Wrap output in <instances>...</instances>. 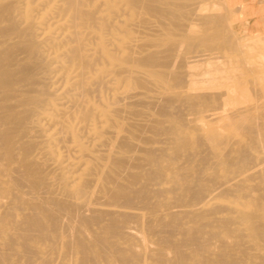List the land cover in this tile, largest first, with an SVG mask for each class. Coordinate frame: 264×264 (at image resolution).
<instances>
[{
  "label": "bare ground",
  "instance_id": "1",
  "mask_svg": "<svg viewBox=\"0 0 264 264\" xmlns=\"http://www.w3.org/2000/svg\"><path fill=\"white\" fill-rule=\"evenodd\" d=\"M213 7L215 5L210 4L209 0H0V264H12L16 261L14 259L17 258L14 257L17 255L13 256L15 251L10 254L7 250L13 251V245L20 242L22 247L17 246L23 249L24 254L37 250V247L31 246L32 242L43 246L50 243V251H43L41 248L42 251H56V258H59L61 264H245L232 252L233 245L229 246L226 241L227 234H231L227 226L220 225L225 234L219 235H224V238L216 239L218 235L214 229L219 228L217 222L220 224L221 220H217V215L213 219L208 218L216 207L210 208L211 213L201 205L206 198L208 201L222 194L216 195V191V194L211 193V184L214 183L207 184L210 179L200 180L207 186L211 185L210 191L198 180L194 181L195 177L188 180L191 176H187L188 172L184 171L183 162L179 163L180 160H185L189 144L185 140L186 128L183 130L181 123L188 124L186 121L190 118H186L187 114L184 116V104L180 106L178 103L180 110L184 108L181 110L183 115L174 112L177 114L174 117L171 111L174 104L172 100L178 102L181 98L183 102H189L188 105L192 108L196 107L204 112V118L217 122L226 121L222 130H229L230 135L223 134L222 130L208 135L207 143L212 147L216 144H223L226 149L227 146L233 147L228 141L235 137L233 143L240 152L241 146L245 145L244 142L242 144V138L247 141L256 139L260 127L256 126V133L255 126L248 122L250 114L247 109V99L251 96L248 93L252 88L249 86L258 83L254 81L256 79L252 78L254 83L251 81L248 86V80L238 82L244 77L241 75L244 72L238 68L240 65L235 66L237 62H232L235 63L232 64L235 70H239L236 72L238 74L233 73L232 67H228L232 72L224 69L222 66L229 56L219 57L221 60L212 57L213 53L209 54L206 50L211 46L204 49L207 54H203V51L195 52L196 46L191 48L188 43V48L193 50L184 53L188 49L185 42L194 39V36H200L198 39L204 44L198 45L196 49L205 47L208 43L209 39L203 38V34L199 32L203 31L201 26L213 27L215 33H206L212 36L204 37L217 40L215 36L219 29L217 27L216 31V21L211 16L215 13L214 10L211 11ZM140 15L148 18L138 21ZM213 16L218 17L216 14ZM142 19H148L144 20L145 25L142 24L143 29L151 30L147 36H151V33L155 36L151 38V44L146 43L150 44L149 49L139 48L141 42L137 45L131 35L132 28L141 25ZM199 25L201 28L198 29ZM143 29L138 30L141 32L137 31L140 34H134L141 36ZM221 32L223 31L219 33L222 34ZM147 36L143 38L150 37ZM219 39V42L222 39L225 42L224 38L221 41ZM147 40L150 39L145 41ZM191 41L188 42L192 44ZM211 41L209 43L218 44ZM144 44L141 43L145 46ZM243 47L247 46L240 45L239 49ZM228 51L227 53L230 52ZM204 57L207 61L202 59ZM218 59L220 61H216ZM201 60L205 65H201ZM199 61L201 66L206 67L196 73L194 68ZM245 61L244 59L243 62ZM220 62H223L222 66L219 65ZM239 64H243L241 67L245 68L248 65ZM249 66L252 68V65ZM263 66L258 64L254 69L258 68L263 72ZM183 67L186 75L176 72ZM239 75L241 78L235 80ZM154 84L159 88L152 86ZM258 85L264 89V84ZM148 86L168 92L177 87L189 86L192 92L185 95L189 91L179 93L178 88L177 96L169 94L170 97H179L176 101L175 97L170 99L167 91L161 92L165 94L161 95L155 89L156 93L152 94L153 88L149 89L151 87L147 88ZM139 88L151 90L152 96L161 95L164 98L158 96L161 98L158 102L147 101L143 94L150 99L152 96L148 94L149 91L143 93ZM261 94L264 97V91ZM166 95L169 98H165ZM212 101L217 106L210 109L208 106ZM152 109L156 110V115L152 113ZM189 110L188 114L192 111ZM181 116L187 120H183ZM190 129L193 130V126ZM191 135L193 134L189 132L187 137ZM258 137L257 139H262L264 136ZM197 139L195 136L194 140ZM197 141L199 143L201 140ZM207 143L203 145L207 146ZM226 143L228 144L225 145ZM192 146L194 144L190 147L193 148ZM194 147H197L196 143ZM247 147L251 149L253 146L250 144ZM242 156L238 157L243 160ZM236 158L234 161H239ZM203 159L206 160L204 157ZM217 159H220L219 162L226 159L227 162L226 157ZM221 166L222 164L219 165ZM214 167L215 165L209 168ZM241 171L242 169L239 170ZM255 171L257 170L254 169V173ZM227 173L229 175L231 172L223 175ZM232 175H237V172L233 171L229 176ZM262 176L259 175V178L257 175L256 180H264H260ZM230 182L231 180L228 184ZM218 183L214 186L221 187L222 182ZM233 187H239L240 190L241 186ZM259 187L258 191L262 193ZM218 189L217 191H223ZM234 189L232 192L237 190ZM253 191L249 190L250 193ZM243 192L244 190L241 191ZM225 195L226 193L222 196H229ZM243 195V200L240 198L239 201H244L247 195ZM259 197H251L250 200L247 197V204L244 203L246 207L252 205L253 209L250 207V210L255 212L245 213L243 210L242 214L238 213L236 216L240 215L241 223L246 225L247 231L243 229V232H248L246 235L253 248L264 250V199ZM188 207H192V210L188 211ZM13 223L17 225L16 228L9 226V229L8 225ZM243 224L241 225L244 227ZM11 229L13 232H10ZM216 231L218 232L217 229ZM240 237L243 234L232 238ZM214 239L216 245L210 241ZM239 241L243 239H238ZM243 244L239 247H243ZM253 248L251 247L252 250ZM247 250L250 251V247ZM262 250L259 251L263 252ZM248 253L251 257L250 252ZM254 255L258 257L257 254ZM12 256L14 261L10 263ZM43 256L46 259L48 257L45 254ZM49 256L52 257V254ZM21 257L18 256L19 260ZM29 257L26 262L34 258ZM50 257L49 260H52ZM261 258L264 262L263 253ZM49 260L47 263H50ZM44 261L47 260L40 262L46 263ZM55 261L57 259L53 260ZM260 261L259 257L257 262L261 263Z\"/></svg>",
  "mask_w": 264,
  "mask_h": 264
},
{
  "label": "rangeland",
  "instance_id": "2",
  "mask_svg": "<svg viewBox=\"0 0 264 264\" xmlns=\"http://www.w3.org/2000/svg\"><path fill=\"white\" fill-rule=\"evenodd\" d=\"M212 1V2H211ZM215 0H209V2H210V4H214L215 5V7H213V9H211V11L212 10H214L213 12H215V13H212L211 14V16H212V18H213V21H216V23L214 24V25H216V31L219 29V31H217V35L215 36L216 38H217V40L215 39L214 41L212 40V39H214V38H207V37H204V36H208V35H210V34H206V33H212V34H214L215 32H214V29H213V27L212 28H205V27H203V26H201V25H199L198 26V29L199 28H203V31L202 30H199V32L201 33V35L203 36V38H206V39H209V41H211L212 43H218V44H211V43H209V41H208V43H206V45L208 46V47H206V45H205V47L204 46H202V47H200V49H196V47H198V45L200 46V45H204V44H202V43H200V39H198V38H200V36L198 37V36H194L193 38L194 39H192L191 38V40H187L186 42H185V44L186 45H188V43L191 45V48L193 47H195L194 49H195V52H202L203 54H205L206 52V50H208L207 52H209V54H212L213 53V55H212V57H221V56H223L222 58H227L228 56V58L231 60H229V59H227V60H225V66H224V64H223V62L221 63L220 62V64L219 65H221L222 66V64H223V68L224 69H228V71H230L229 70V68L228 67H232V68H234L235 66H237V64L238 65H240V66H238V68H240V71H242V72H244V74L242 73V72H239V73H242L241 75H244V77L243 78H241V75H239V76H236V78H235V80L238 78V77H240L241 79H239V80H237L238 82L240 81V82H242L243 80H248V83L247 82H245L244 81V83H247V86L250 84L251 85V83L253 82V80L254 79H256V80H254L255 82H258V83H260V84H264V66L262 67V69H263V72L261 71V69H259V70H257L258 68H256V69H254L255 67H258V64H262V65H264V0H217V1H215ZM220 2V3H219ZM218 5V6H217ZM215 8V9H214ZM218 10H219V12H218ZM211 11H209V14L211 13ZM225 11V12H224ZM221 13V14H220ZM218 15V17H220V18H218V17H216V18H218V19H220V20H216V18H214L215 16H213V15ZM227 14V15H226ZM137 16V15H136ZM142 15H140L139 16V19H138V21L141 19V18H148L147 16L146 17H141ZM144 16V15H143ZM223 17V18H222ZM224 19V20H223ZM135 20H136V17H135ZM144 20H148V19H142L141 20V25H139L138 27H139V29H138V27L136 28L135 26L132 28V31L131 32H133V33H131V35H132V38L134 39V40H136V43H137V45L141 42V43H145L144 45L145 46H143V45H141V43L138 45V47L140 48V47H144L143 49H149V45L152 43V41L153 40H151V38L152 37H155L154 36V34L153 33H151L152 35L150 36V35H148V36H150V37H148L147 36V34H150V32H151V30L149 29V30H147L146 28H144L143 29V25H145V24H143V22H144ZM223 20V22H220V21H222ZM129 22H131V20L129 21ZM146 23V22H145ZM220 23H222L221 24V26H223V27H221V26H219L220 25ZM143 24V25H142ZM219 24V25H218ZM146 26H148L147 28H149L150 26L147 24ZM145 26V27H146ZM201 26V27H200ZM217 27H218V29H217ZM196 28V27H195ZM141 29H143L142 30V33H141V36L140 35H138V34H140V33H138V32H141V31H138V30H141ZM197 29V28H196ZM195 29V30H196ZM221 29H223V30H221ZM228 29H229V31H228ZM138 31V32H137ZM145 31H149L148 33L147 32H145ZM196 31H198V30H196ZM220 31H223V32H221L222 34H220L219 32ZM224 31H226V32H224ZM138 33V34H134V33ZM145 32V34H143ZM228 32V33H227ZM226 33V34H225ZM198 34V33H197ZM205 34V35H204ZM225 34V35H224ZM199 35V34H198ZM223 35L225 36V37H223ZM143 36H147L150 40H151V42H150V40H147V41H145L146 39H148V38H143ZM201 36V37H202ZM212 35H210V36H208V37H211ZM217 36H220V37H217ZM231 36V37H230ZM256 36V37H255ZM139 37V38H138ZM156 37H158V36H156ZM214 37V36H213ZM226 37H228L227 39H225ZM255 37V38H254ZM138 38V39H137ZM220 38V39H219ZM222 38H224V41L225 42H222L223 41V39ZM243 38V39H242ZM245 38V39H244ZM247 38V39H246ZM250 38V39H249ZM253 38V39H252ZM145 39V40H144ZM155 39V38H154ZM157 39H159V38H157ZM218 39L221 41V39H222V41L221 42H219L218 41ZM256 39H258L259 40V42H258V40L256 41ZM203 40V39H202ZM201 40V41H202ZM231 40V41H230ZM261 40V41H260ZM138 41V42H137ZM143 41H145V42H143ZM188 41H191L192 42V44H193V42L195 43L196 41L198 42L197 44L195 43V44H193V46H192V44L190 43V42H188ZM150 43V44H146V43ZM231 42H233V43H231ZM237 42V43H236ZM257 42V43H256ZM223 43V44H222ZM239 43V44H238ZM226 44V45H225ZM232 44V45H231ZM190 45H188L187 46V48L190 46ZM212 45H214V46H212ZM239 45V46H238ZM240 45H246L247 47L246 48H241V49H239L240 48ZM183 47L185 46L184 44L182 45ZM182 46H180V48L182 49V50H184L183 49V47ZM211 46V47H210ZM220 46H222L221 48H220ZM238 46V47H237ZM204 47V48H203ZM210 47V48H209ZM213 47H215L216 49H213ZM219 47V48H218ZM228 49V48H230V49H228L227 51L229 52V53H227V51L225 50L226 48ZM186 48V47H185ZM191 48H188V49H185V51H184V53H186V51L187 52H191L193 49H191ZM206 48H209V49H206ZM218 48V49H217ZM232 48V49H231ZM248 48V49H247ZM203 49V50H202ZM204 49H206V50H204ZM213 49V50H212ZM222 49V52L220 51ZM237 49H239V50H237ZM189 50V51H188ZM197 50V51H196ZM200 50V51H199ZM232 50V51H231ZM241 50V51H240ZM211 51V52H210ZM216 51V52H215ZM218 51H220V52H218ZM237 53H236V52ZM238 51H240V53L238 52ZM180 52H182V51H180ZM194 52V51H193ZM192 52V53H193ZM194 52V53H195ZM232 52V53H231ZM193 53V54H194ZM214 53H216V54H221L220 56H216V54H214ZM224 53H226V54H224ZM236 53V54H235ZM197 54V53H196ZM207 54V53H206ZM208 54V55H209ZM228 54V55H227ZM230 54V55H229ZM241 54H243V55H241ZM186 55V54H185ZM215 55V56H214ZM238 55V56H237ZM243 59H242V58ZM233 58V59H232ZM238 58H240L239 60H240V62H238ZM204 61H205V59H206V57H204V58H202ZM220 60H221V58H219ZM216 60V61H220V60ZM244 59L246 60L245 62H243L244 61ZM203 60H201V65H202V63H203ZM224 60H222V61H224ZM237 60V61H236ZM206 61H207V59H206ZM226 61H227V63L228 62H230V63H226ZM237 62L236 64L235 63H232V62ZM242 61V62H241ZM239 63H245V65L246 64H248L247 66H246V68H248V66L249 65H252V68L250 67V68H248V69H246L245 67H241V66H244L243 64H239ZM230 64H231V66H230ZM235 64V66L233 67V65ZM198 65H200V61H199V63H198ZM197 65V66H198ZM200 65V67L198 66H196L195 68H194V71H196V73H199L200 71H202V70H204V68H202V67H206V66H201ZM203 65H205V63H203ZM237 68V67H236ZM244 68V70H241V69H243ZM180 69V68H179ZM179 69H177V71L176 72H181V73H183V75H186L187 73H186V69H185V67H183V68H181L180 69V71H179ZM196 69V70H195ZM245 69H246V71H245ZM251 69V70H250ZM254 69V70H253ZM184 70V71H183ZM199 70V71H198ZM232 70V69H231ZM234 71H233V73H235V74H238V73H236V72H238L239 70H235V68L233 69ZM249 70V71H248ZM253 70V71H252ZM190 71H192L193 72V69H190ZM230 72H232V71H230ZM250 72V73H249ZM257 72V73H256ZM259 72V73H258ZM247 73H249V74H247ZM232 74V73H231ZM235 74H233V75H235ZM262 74V75H261ZM248 78H247V77ZM186 77V76H185ZM186 78H188V77H186ZM252 78H253V80H252ZM250 80V81H249ZM252 81V82H251ZM251 82V83H250ZM254 83V82H253ZM258 83H256L257 85H258ZM253 85V86H255V87H253V86H249V87H252V88H250L251 89V91L248 93V95L249 94H251V96L249 97V99H247L248 100V102H247V109H248V112H249V114H250V116L248 117V118H250V119H248V122H250V124H252L253 126H255V130H256V133H257V130H258V128H259V131H258V133L261 131V128H264V97L262 96V91H264V89L262 88V87H260L259 85L257 86V85ZM185 85H186V82H185ZM152 86H156V87H158L159 88V86H157V85H152ZM184 86V85H183ZM183 86H181V88L180 87H177V89H175V87L173 88V89H175V90H172L171 89V91H167V90H164V92H163V90L161 89V90H158V88H153V87H151V86H148L147 88H149V87H151V88H149V89H152L153 88V91H152V94L154 93H156V91H158V93L159 94H161V95H165V94H162V93H167L168 92V94L167 95H171V94H175L176 96H177V92H178V88H180V92L179 93H185L184 91H189V93L187 92V93H185V95L186 94H190L191 92H192V90H191V88H189V86L188 87H186V88H183ZM185 87V86H184ZM187 88H189V89H187ZM141 89V90H140ZM155 89H157L156 91H155ZM256 89V90H255ZM147 91H149L148 92V94H150V91L151 90H148V89H146ZM146 90H143L142 88H139V91H143V93L144 92H147ZM183 90V91H182ZM253 90V91H252ZM254 90H255V92H254ZM155 91V92H154ZM165 91H167V92H165ZM173 91V92H172ZM191 91V92H190ZM162 92V93H161ZM142 93V94H143ZM253 93V94H252ZM145 94H147V93H145ZM151 95V94H150ZM156 95H158V94H156ZM161 95H158V96H161ZM167 95H166V97L165 98H169L170 97V95H169V97H167ZM174 95V97H170V99H176V101H178L179 99V97H176ZM148 95H146V97L144 96V94H143V97L145 98V100H147V101H149V100H154V102H155V100H156V102H158L161 98H159L158 96H155V95H151L150 97V99H148L149 97H147ZM162 97V96H161ZM152 98H154V99H152ZM157 98H159V99H157ZM162 98H164V97H162ZM181 100V101H180ZM180 100L178 101V102H175V100L173 101L172 100V102H174V104H172V107L171 108H173V109H171V111H173L172 113H173V115L172 116H176L177 114H174V112L175 113H177V112H180V113H178V114H180V115H183L182 114V112L183 111H185V114H184V116H186V114H187V116H186V118L187 117H189L190 119H191V121H189L190 119H186V118H184L183 116H181V117H183L182 119L183 120H187L186 122L189 124V126L188 127H186L188 124H185V125H183V123H181V127H182V129L183 128H186L184 131V133H185V140L186 141H189L188 143L189 144H187V147H188V149H187V147H186V157L184 158L185 160L183 161V160H180L179 161V163L180 164H182V162H183V168H184V171L186 170L188 173H187V176H191V178L189 179L188 177V180H192V178H194L195 177V179H193L194 181H196V180H198L199 181V183L203 186V187H205V189L206 188H208V189H206V190H211V188H212V190H211V193H213V194H216V195H218V194H225L226 193V195H229V196H227V197H223L222 195H218L217 197H215V198H213L212 200H208L207 201V199L208 198H206V200H204V203L203 204H201L204 208H205V210H208V211H212V210H210V208L211 209H214V207H216L215 209L216 210H214L213 211V213L210 215V216H208V218H212L213 216H215V215H217L216 217H218L217 218V220H221V222H224V224H222L221 222H220V224H219V221L217 222V227H219V228H215L214 229V231L217 233V240L219 239V238H224V235L222 236V235H219V234H225L223 231H222V225H224V226H227L228 228V230L230 231V233L231 234H227L228 236L230 235H232V233H233V236H231L230 238L227 236L226 237V241L229 243L228 245L229 246H232L233 245V247L234 248H232V252L234 253L235 252V255H237L236 257L238 258L239 257V261L240 262H242V263H245V264H250L249 263V261L251 262V263H253V264H256V262L257 261H259V257H260V259H261V263H264L263 262V260H262V258H261V256H262V253L264 254V250H262V248H259V249H256V250H262L263 252H261V251H256L255 250V248H253V245H252V242L250 241V239H249V237H248V235H246V234H248V232H245V234H244V232H243V229H244V231H245V229L247 228V227H245L246 225H244L243 223H241L242 222V220H241V218H240V215L239 216H236V215H238V213L239 214H242V212L241 211H245V213L246 212H248V213H253V212H255V211H253V210H250V207H252V205H249L250 207H246V204H247V202H245V201H247L246 199H248L249 197V200L251 199V197L252 198H255V197H259V195H260V193L261 192H259L258 191V187L260 186V184L264 181V180H262V179H264V137H262V136H264L263 134V132H264V129H263V131H261L259 134L260 135H262V136H260L259 135V137L261 138L262 137V139H257V137H258V133L255 135L256 136V139L255 140H253V141H249V139H248V141H249V144H248V141H247V139L246 138H242L243 140H242V144H243V142H244V147L243 146H241V149H240V152H239V150L237 149V146H234V143H233V141H235V137H231L232 138V140H231V138H230V141H228V143H231L230 145H233V147L231 146V147H229V146H227L228 147V149H226L225 148V146L223 145V144H216V145H214L213 147L211 146V145H209L208 143H207V136L208 135H211V134H213L216 130H222L223 128V125L224 124H226L227 122L226 121H215V120H212V119H210V118H204L203 116L205 115V113L204 112H201L200 111V109H198V108H196V107H193L192 108V106L191 105H188V103L189 102H183V100L180 98ZM150 101V102H151ZM213 102V101H212ZM215 102V101H214ZM214 102L211 104V105H209L208 107L210 108V109H213L214 107H216L217 105V103L216 104H214ZM176 103V104H175ZM178 103L180 104V106H183V104H184V106L183 107H186V109H184V108H181V110L182 109H184L183 111H181L180 110V106L178 105ZM190 104V103H189ZM176 106V105H178V107H173V106ZM215 105V106H214ZM212 106H214V107H212ZM188 107V108H187ZM196 108V109H195ZM153 109H155V107L153 108ZM151 110L152 111V113H154L155 114V112H156V110ZM179 109V110H178ZM189 109H191L192 111H191V113L190 114H192V112L195 110L196 112H198V114H195L196 112L194 111V114H192V115H190V114H188V112H190V110ZM198 109V110H197ZM208 109V108H207ZM189 110V111H188ZM154 111V112H153ZM188 111V112H187ZM199 112H201L200 114H199ZM171 113V112H170ZM171 113V114H172ZM201 114H203V115H201ZM156 115V114H155ZM198 115V116H197ZM200 115V116H199ZM199 117V118H198ZM252 119H255V121H253ZM252 121V122H251ZM181 122H183V121H181ZM253 122H255V123H257V125H254L255 123H253ZM164 125H167V124H164ZM192 126H193V130L196 132H194L193 130H191L190 128H192ZM256 126H258V128L256 127ZM190 127V128H189ZM187 128H188V132H187ZM197 129V130H196ZM226 131V132H225ZM189 132H190V134H193V135H191V137L193 138V139H191V137L190 136H188L187 137V135L189 134ZM195 133V135H194V133ZM222 133L223 134H225L226 135V133H227V135H230V132H229V130H227V129H224V130H222ZM262 133V134H261ZM199 135V136H198ZM195 136H196V138H198L197 140H201V141H199V143H201V144H199V143H197L198 141L196 140H194V138H195ZM161 136H157V138H160ZM200 137V138H199ZM258 137V138H259ZM188 138V139H187ZM204 138V139H203ZM162 140V139H161ZM244 140H246L247 142H245ZM259 140V141H258ZM261 140H262V142H261ZM196 143V146L197 147H194L195 146V143ZM226 142V141H225ZM224 142V143H225ZM256 142H260L259 144H255ZM190 143H193L194 144V146H192L193 148H191L190 146L191 145H193V144H190ZM203 143H207V146L206 145H203ZM228 143H226L225 145H227ZM250 144H251V149H250V151H248L249 149H248V147L246 148V146H250ZM198 145H199V147H198ZM209 146V147H208ZM195 148V149H194ZM239 148V147H238ZM243 148H246V149H244L243 150ZM252 149H255V150H252ZM188 150H190V151H193V152H190V151H188ZM209 150H210V152H212L211 154H209L210 152H209ZM223 150V151H222ZM246 150V151H245ZM252 150V151H251ZM218 151H219V153H218ZM221 151H222V153H221ZM226 151V152H225ZM232 151V152H231ZM239 152V154L237 153V152ZM206 152V153H205ZM208 152V153H207ZM233 153V154H231V153ZM241 152L242 153H244L245 154V152H246V154L244 155V154H241ZM251 153V154H248V153ZM190 153H194V154H190ZM202 153H204V154H208L209 156H212L214 153H217V154H214V156H212L211 158L208 156V155H204V154H202ZM229 153V154H228ZM236 153H237V155H236ZM188 154H190V155H188ZM221 154V155H220ZM195 155V156H194ZM217 155V158H222L223 159V157L225 158H227V162H228V160H229V157H231L230 158V160H229V162L227 163L225 160L226 159H223L224 160V162H219L220 161V159L218 160L215 156ZM223 155H226V156H223ZM242 156V155H244V156H242L244 159L246 158V157H248V158H246V160H242L240 157H238V156ZM249 155V156H248ZM208 156V157H207ZM228 156V157H227ZM232 156H234V157H232ZM236 156L238 157V158H236ZM251 156V157H250ZM187 157H189V158H187ZM193 157H195V158H193ZM201 158V159H198V158ZM203 157L204 158H206V160H207V158H209V160H211L213 163L211 164L210 162L211 161H209V160H205V159H203ZM213 157H215L214 159H212ZM253 157V158H252ZM192 158V159H191ZM233 158V159H232ZM237 159V160H241V162L243 163V164H245V166L242 164L241 165V162H239V161H237V162H235L234 161V159ZM233 160V162H232V160ZM249 159H252V161L251 160H249ZM247 160H249V162L247 161ZM182 161V162H181ZM201 161H203V163H200L199 164V162H201ZM218 161V162H217ZM248 162V164H247V162ZM215 162V163H214ZM252 162V163H251ZM204 163H208L207 165H209V164H211L212 166L213 165H215V167L214 168H209V167H212L211 165H209V166H205L206 164H204ZM217 163H220V164H222V166L221 167H219V165L220 164H217ZM229 163H232V164H229ZM202 164H204L203 166H202ZM223 164H225V165H223ZM235 164L238 166H235ZM250 164V165H249ZM186 165H187V167H186ZM216 165H218V166H216ZM234 165V166H233ZM189 166H190V168H189ZM226 166H228L227 167V169L225 168ZM230 166V167H229ZM242 166V168H240ZM248 166V167H247ZM219 167V168H218ZM231 167H236L237 168V170H236V168H231ZM208 168V169H207ZM215 168L217 169L216 171H215ZM225 168V169H224ZM228 168H229V171H228ZM231 168V169H230ZM242 169V171L241 172H239V170L240 169ZM243 168H244V170H243ZM246 168V169H245ZM210 169H212V170H210ZM214 169V170H213ZM254 169L255 170H257V171H255V173H254ZM263 169V170H262ZM204 170L206 171V172H204ZM209 170V171H208ZM218 170H219V173H218ZM225 170V171H224ZM183 171V172H184ZM194 172V174H193V172ZM233 171H234V173H236L237 172V175H234L235 176V179L232 177V176H229L230 174H233ZM209 172H210V177H208L209 176ZM212 172V173H211ZM226 172H231L229 175H228V173L227 174H225V175H223L224 173H226ZM263 172V173H262ZM190 173V174H189ZM207 173H208V175H207ZM215 173V174H214ZM254 173V175H256V176H254V175H252ZM263 174V176H262V174ZM205 175H207V176H205ZM213 175L215 176V177H213ZM219 175H221V176H219ZM228 175V176H227ZM257 175H258V177H259V175L260 176H262L261 177V179L260 180H262V181H260V182H258V180L259 179H257L256 180V178H258L257 177ZM212 176V177H211ZM222 177H224V178H222ZM229 178L228 180H227V178ZM231 177H232V179H231ZM252 177V178H251ZM205 178V179H204ZM255 178V179H254ZM260 178V177H259ZM203 179V180H202ZM210 179V180H209ZM213 179H215V181L213 180ZM217 179H220V180H217ZM205 181V180H209V182H207V184L208 183H214V184H211V185H213L212 187H211V185L210 186H207L206 184H204L205 182H203V183H201V181ZM224 180V181H223ZM231 180V182L230 183H232V184H228V182ZM233 180V181H232ZM211 181V182H210ZM218 181H220V182H222V185H221V187H223V188H221V187H218L217 185L216 186H214L215 184H217L218 183ZM227 181V182H226ZM234 181H237V182H234ZM238 181H240V182H238ZM220 182L218 183V184H220ZM224 182H226V184L224 183ZM238 183V184H237ZM259 183V184H258ZM264 183V182H263ZM263 183L261 184V186L263 185ZM223 184L225 185V186H223ZM237 184V185H236ZM233 185L234 186H238V185H240L241 187H240V190H239V187H236L235 189H237V190H235L234 189V187H233ZM243 185V186H242ZM251 185V186H250ZM256 185V186H255ZM245 186V187H244ZM254 186V187H253ZM261 186L259 187V188H261ZM211 187V188H210ZM215 187V188H214ZM231 187V188H230ZM247 187V188H246ZM249 187H250V189H249ZM263 188H261L260 189V191L262 190V193H261V195L263 194V192H264V186H262ZM210 188V189H209ZM218 188H220V189H218ZM253 188L255 189L254 191H258V192H256L257 194H253V193H255L254 191H253ZM213 189H215V190H213ZM217 189L218 190H223V191H217ZM232 189H234L235 190V192L233 191L232 192ZM242 189V190H241ZM226 190H228V192L226 191ZM229 190H231V191H229ZM244 190V192L243 193H241V191H243ZM249 192V190H252L253 192L252 193H250V195H247V194H249L247 191ZM214 191H216V193L214 192ZM240 191V192H239ZM220 192V193H219ZM232 193V194H229V193ZM238 192V193H237ZM233 193H235V194H233ZM237 193V194H236ZM259 193V194H258ZM243 194H246L247 196H246V198L244 199V201H242L243 200V198H244V195ZM254 195V197L252 196V195ZM215 195V196H216ZM225 195V196H226ZM230 195H234V196H230ZM237 195V196H236ZM239 195H241V196H243V197H240ZM257 195V196H256ZM260 195V197L259 198H261L262 197V199H264L263 197L264 196H261ZM264 195V194H263ZM221 196V197H220ZM248 197V198H247ZM242 199V200H240L239 201V199ZM238 200V201H237ZM239 202H240V204H239ZM242 203V204H241ZM244 203H246L245 205H244ZM239 205H241V206H239ZM221 207V209H220V207ZM224 207V208H223ZM226 207V208H225ZM219 208V209H218ZM223 208V209H222ZM229 209H230V211H229ZM251 209H253V207L251 208ZM187 210L188 211H190V210H192V207H188L187 208ZM224 210H227V212H225ZM247 210V211H246ZM250 210V211H249ZM207 211V212H208ZM221 211V212H220ZM239 211V212H238ZM217 213V214H215V213ZM221 213V214H218V213ZM232 212H235V214H233ZM244 213V212H243ZM222 217L224 218V219H222ZM228 217V218H227ZM230 217H231V219H230ZM225 218H227V219H225ZM235 218L237 219V220H235ZM213 219V218H212ZM231 220L230 222H229V220ZM222 220H224V221H222ZM231 223V226L229 227V224ZM235 223H237V224H235ZM238 223H241V224H243L244 225V227L241 225V224H238ZM226 224V225H225ZM221 225V226H220ZM240 226V227H238V226ZM9 226H12V227H14V228H16V226H15V224L13 223V225L11 224H9L8 225V228L10 229V227ZM11 227V228H12ZM13 228V229H14ZM230 228V229H229ZM232 228V229H231ZM237 229V228H241V229H237V234L238 235H242L243 234V237H240V238H232V237H237L238 235L237 234H235V229ZM13 229H11L10 230V232H13ZM216 229L218 230V232L216 231ZM209 230V228H207V231ZM239 230H241V232L239 231ZM14 231H16L15 229H14ZM246 231H247V229H246ZM241 233V234H240ZM234 235H236V236H234ZM246 237H247V240H245L246 239ZM230 239V240H227V239ZM232 238V239H231ZM233 239H234V241H233ZM236 239V240H235ZM238 239L240 240V239H243V241H239L238 242ZM249 239V240H248ZM217 240H216V242H217ZM232 240V241H231ZM211 241V243L213 244V245H216V243H215V239L212 241V240H210ZM231 241V242H230ZM235 241H236V243H235ZM246 241V242H245ZM20 242V241H19ZM226 242V243H227ZM233 242L235 243V244H233ZM246 243V244H243V243ZM249 244H248V243ZM251 242V243H250ZM31 243V242H30ZM230 243H232V244H230ZM241 243V244H240ZM32 245L31 246H35V247H37V250L36 251H29L28 252V254L26 253V254H24L23 252V249H21V242L20 243H18L17 245H20V246H17V245H13L12 247H13V251L12 250H7V252H9L10 254H13L14 253V251H15V253L13 254V256H16V257H14V258H17V259H14L13 258V256L11 257L12 259H10L9 260V262L11 263V261H14V260H16V261H20V263H18V264H23L24 262H26L27 260L26 259H28V257L29 256H31V257H29V259H31L32 258V256H34V258H32V260H28L29 262H26V264H32L31 262H34L33 264H51V262H52V264H61V263H59V258H56V251H51L50 253H47L48 252V250L50 251V243H46L45 245H49L48 247L47 246H43L41 243H40V245H38V243H36L35 244V242H32L31 243ZM237 244H240V245H238L237 246ZM242 244L244 245L243 247H239V246H242ZM248 245H250V246H248ZM237 246V247H236ZM250 247V251L249 250H247L248 249V247ZM21 249H19V248ZM34 247V248H35ZM239 247V248H238ZM245 247H246V250H244L245 249ZM251 247L254 249V250H252L251 249ZM43 249V251L44 250H46L47 252L45 253V252H43L42 251V249ZM45 248H48V249H45ZM236 248H238V250H239V252H240V256H238V250L236 249ZM244 248V249H243ZM10 249H12V248H10ZM18 250V251H17ZM20 250V251H19ZM42 251V256H41V251ZM241 251H243V252H241ZM244 251H246V252H244ZM19 252V253H18ZM33 252V253H32ZM248 252H250V254L252 255L251 257H250V255H249V253ZM258 252V253H257ZM16 253H18V254H16ZM21 253H23V254H21ZM242 253L244 254V255H242ZM247 253V254H246ZM253 253V254H252ZM254 253L255 254H257L258 255V257L256 258V255H254ZM33 254V255H32ZM45 254V256L46 255H48V257H47V259H46V257H44L43 255ZM49 254L51 255L52 254V257H50L49 256ZM53 254H54V256H53ZM246 254V255H245ZM28 256V257H24V256ZM249 255V256H248ZM253 255H254V257H255V259H254V257H253ZM18 256L19 257H21L20 258V260H19V258H18ZM37 256V257H36ZM38 256H39V259H38ZM248 256V260H247V257ZM49 257L52 259V260H49ZM55 257V258H54ZM243 257H245L244 259H245V261L243 260ZM253 257V258H252ZM14 259V260H13ZM22 259V260H21ZM24 259V260H23ZM33 259H34V261H33ZM55 259H57V261H55V262H53V260H55ZM242 259V260H241ZM258 259V260H257ZM36 260V261H35ZM38 260H40L41 262H43V260H47V261H44V262H46V263H41L40 261H38ZM48 260H49V262L50 263H47L48 262ZM61 260V259H60ZM254 260H255V263H254ZM12 262V264H16L17 262ZM258 263V262H257ZM261 263H258V264H261ZM25 264V263H24Z\"/></svg>",
  "mask_w": 264,
  "mask_h": 264
}]
</instances>
